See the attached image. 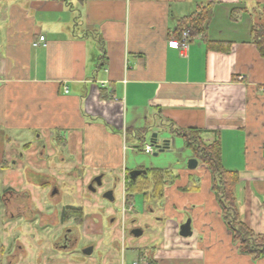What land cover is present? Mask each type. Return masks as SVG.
<instances>
[{
    "label": "crops",
    "instance_id": "0c3cea01",
    "mask_svg": "<svg viewBox=\"0 0 264 264\" xmlns=\"http://www.w3.org/2000/svg\"><path fill=\"white\" fill-rule=\"evenodd\" d=\"M207 4V30L186 29L192 39L185 54L170 48L180 20ZM254 25H264V0H0V177L18 167L13 137L20 136L16 157L27 161L23 177L2 185L0 215L8 214L11 195L28 199L32 213L33 201L41 200H32L27 188L17 191L15 181L46 192L77 168L117 169L124 188L129 172L147 170L135 156L150 134L168 140V151L184 152L170 132L174 124L202 130L206 142L219 139L223 168L238 173V218L264 234V59L252 41ZM39 36L45 45L33 47ZM27 136L46 138L48 158L45 146L37 159L64 170L50 176L31 170L36 152ZM187 164L157 169L171 172L161 201L135 196L148 213L158 209L162 233L133 262L264 264V256L241 252L232 240L205 167ZM188 221L190 235L182 237ZM92 227L84 215L81 226L68 221L63 230Z\"/></svg>",
    "mask_w": 264,
    "mask_h": 264
},
{
    "label": "rangeland",
    "instance_id": "374dc122",
    "mask_svg": "<svg viewBox=\"0 0 264 264\" xmlns=\"http://www.w3.org/2000/svg\"><path fill=\"white\" fill-rule=\"evenodd\" d=\"M154 134V133H152ZM150 134V135H152ZM177 137V136H176ZM20 136L13 137L12 154L17 156L14 150ZM149 138L140 143L136 152V162L144 165V169H162L172 168L177 165H185L189 159L190 152L184 149V143L181 138H176L182 143V150L171 148L168 152L157 153L154 147H151L150 155L144 154V145H149ZM33 151L36 152L33 160L29 164L30 169L39 173L40 176H50L56 171H62L63 168L53 167L51 160H38L37 154L40 148L46 146V157L48 158V141H36L32 136H27ZM150 146V145H149ZM180 147V146H179ZM18 167L16 172H6L0 177V194L2 185L9 182L10 179L23 177L22 168L27 162H20L18 158ZM174 163L171 164L170 160ZM25 160L26 157H25ZM35 161V163H33ZM14 166L10 165V168ZM82 171L77 168L74 176H65L57 182V188L49 186L46 192H42L36 187H29L27 184L13 182L17 191L24 188L29 189L32 200L39 196L41 200L33 201L36 208L32 212L28 209V199H24L20 194L10 198L8 214L5 210L0 215V245H4L1 250L0 264H131L135 259L138 250L146 249L157 245L161 236L160 225L154 217L159 215L158 209L154 208V215L145 210L141 199L134 198L132 207L135 212L125 216V228L121 226V209L123 205V186L120 170H95ZM127 169L129 167L127 166ZM74 170L72 167L65 168L66 172ZM198 170L201 166L198 164ZM100 178V185L95 182ZM58 191L56 194L55 191ZM60 190V191H59ZM112 192V200L104 197L106 192ZM38 201H40V204ZM33 204V206H34ZM75 207L81 208L85 218L91 221L97 227L83 230L82 228L76 234V240L65 243L60 242L64 225H59L62 215V208ZM55 210L57 213L52 214ZM40 212V213H39ZM51 213V214H50ZM61 213V214H60ZM112 216L114 220L109 217ZM135 219V220H134ZM134 220V221H132ZM73 224V223H72ZM71 225V224H70ZM139 231L140 236H134L133 232ZM123 239V240H122ZM58 243V244H56ZM56 246L54 249L53 247ZM0 247V249H2ZM91 248L89 255L83 254V251ZM56 250V251H55Z\"/></svg>",
    "mask_w": 264,
    "mask_h": 264
},
{
    "label": "trees",
    "instance_id": "16d2710c",
    "mask_svg": "<svg viewBox=\"0 0 264 264\" xmlns=\"http://www.w3.org/2000/svg\"><path fill=\"white\" fill-rule=\"evenodd\" d=\"M211 18L210 4L196 6L194 12L178 23L176 37L179 38L181 32L186 29H191L196 34H203L207 30ZM251 36L260 56L264 59V25H254ZM95 41L99 44L102 43L99 38H95ZM206 46L209 47V43ZM100 98H104L102 92H100ZM170 123L168 125H171ZM145 131L146 129L139 131L138 136L143 137ZM170 132L183 140L184 148L190 152L192 158L199 165L205 167L206 172L212 177V191L219 198L225 222L232 234V240L238 245L239 250L255 258L264 256V234H253L238 218L235 202V189L239 181L238 173L223 168L219 139L206 142L202 130L178 128L174 124ZM170 174L169 170L148 169L145 170V175H140L135 180H130L127 175V190L124 195L125 206H132L133 199L137 195L145 200L161 201L165 182ZM83 220L84 212L81 208L66 207L62 211L61 222L63 223L71 221L75 225L81 226Z\"/></svg>",
    "mask_w": 264,
    "mask_h": 264
},
{
    "label": "water",
    "instance_id": "95a60500",
    "mask_svg": "<svg viewBox=\"0 0 264 264\" xmlns=\"http://www.w3.org/2000/svg\"><path fill=\"white\" fill-rule=\"evenodd\" d=\"M158 135L157 133H154L150 136L149 138V144L151 147H154L156 150H157V153H155L153 156H157L159 153H162L164 151H166L168 149V140H162L159 142V139H158ZM168 151V150H167ZM198 165V162L191 158L188 160V164H187V168L188 170H194L196 169ZM140 175H145V171L143 170H134V171H131L129 172L128 174V177L130 180H135L136 177L140 176ZM95 182L100 185V178H96L95 179ZM104 197L108 200H112V192L111 191H108L106 192V194L104 195ZM141 232L139 231H134L133 232V235L136 237V236H140ZM180 235L182 237H187L188 235H190V222H186L184 225H182L180 227ZM92 252V249L91 248H88L86 250L83 251V254L85 255H89L90 253Z\"/></svg>",
    "mask_w": 264,
    "mask_h": 264
},
{
    "label": "built area",
    "instance_id": "2783aa9c",
    "mask_svg": "<svg viewBox=\"0 0 264 264\" xmlns=\"http://www.w3.org/2000/svg\"><path fill=\"white\" fill-rule=\"evenodd\" d=\"M191 39H192L191 32L189 30H183L181 32L179 38L173 39L169 42V46H170V48L177 50L180 54H185L188 51L189 43H190ZM44 45H45V38L43 36H39L38 40L32 44L33 47H39V46H44ZM65 92L67 93L66 88H65ZM144 153L150 155L152 153L151 147L146 146L144 148ZM126 183H124L123 194L127 190ZM130 210H131L130 208H126L124 205L122 206V209H121L122 228L124 227V224H123L124 215ZM132 264H151V262H150V260H146V259L141 258V259H137Z\"/></svg>",
    "mask_w": 264,
    "mask_h": 264
},
{
    "label": "flooded vegetation",
    "instance_id": "af4514ba",
    "mask_svg": "<svg viewBox=\"0 0 264 264\" xmlns=\"http://www.w3.org/2000/svg\"><path fill=\"white\" fill-rule=\"evenodd\" d=\"M60 224L65 226L66 222L65 223L61 222V218H60L59 225ZM71 233L72 232L69 229L66 232H64L62 235V238L60 239L61 240L60 242L65 243L66 241L72 242V241L76 240V234L74 236H72V235H70ZM56 244H58V243H56ZM55 246H57V245H55Z\"/></svg>",
    "mask_w": 264,
    "mask_h": 264
}]
</instances>
